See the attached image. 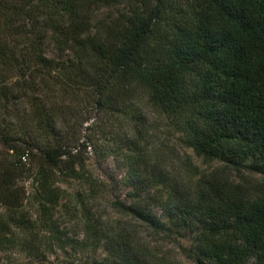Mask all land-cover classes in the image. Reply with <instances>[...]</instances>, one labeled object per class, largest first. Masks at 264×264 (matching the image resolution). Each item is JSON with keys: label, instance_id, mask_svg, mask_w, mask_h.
<instances>
[{"label": "trees", "instance_id": "trees-1", "mask_svg": "<svg viewBox=\"0 0 264 264\" xmlns=\"http://www.w3.org/2000/svg\"><path fill=\"white\" fill-rule=\"evenodd\" d=\"M121 1L0 0V110L10 113L28 85H40L56 67L67 79L86 64L98 108H111L123 93L141 89L175 119L187 147L218 164L200 174L179 158L186 166L170 168L135 133L110 152L117 164H127L132 190L130 201H116V207L173 246L180 230L193 233L197 264H264V0H194L158 41L162 0H142L144 8L125 21L92 31L90 11ZM48 37L65 59L48 57ZM41 110H34L38 125L56 136L39 149L46 167L38 171L34 195L46 215L48 203L60 199L59 169L74 177L80 164L74 130L59 135L62 127L50 109ZM9 138L0 127V145L20 154L16 159L0 149V264H59L49 254L58 258L54 252L68 247L91 252L81 264H167L133 223L86 225L80 239L52 242L35 235L41 216H26L18 185L22 157L31 149ZM51 220L37 223L51 229ZM101 246L107 255L100 259L93 255ZM15 248L27 259L14 257Z\"/></svg>", "mask_w": 264, "mask_h": 264}, {"label": "rangeland", "instance_id": "rangeland-1", "mask_svg": "<svg viewBox=\"0 0 264 264\" xmlns=\"http://www.w3.org/2000/svg\"><path fill=\"white\" fill-rule=\"evenodd\" d=\"M156 1L151 0V5ZM193 1L162 0L163 10L154 33L157 41L166 38L165 34L173 25V19L179 17L181 10L188 9ZM141 8H144L142 0H122L115 4L94 7L89 13V26L92 31L95 28L105 30L117 20L125 21L134 9ZM46 44L48 57L59 61L65 59L58 53L50 37ZM30 64L35 65L34 62ZM48 72L43 82L39 80L41 76L34 77L38 79L35 82H41L40 85L28 83L30 91L22 96L21 102L15 104L10 113L0 110V127L4 128V133L10 137V143L31 149V153L26 149V158L22 157L24 165L19 167L24 172L18 177V185L24 188L26 216H41L37 219L38 223L47 217L52 219L51 229L36 222L35 235L38 233V237L44 241L50 237L52 242L58 237L80 239L84 236L86 225L96 226L99 222L105 227H125L133 223L137 226L138 234L141 232L151 244L153 254L164 257L167 264H197L191 249L196 240L193 233L180 230L182 236L177 238V246H173L163 235L154 234L145 225L122 214L116 207V201H130L132 190L128 182L127 164H117L110 152L115 146L119 147L120 143L135 137L136 133V137L145 142L151 156L155 155L158 159L161 156L162 163L170 168L177 166L183 169L186 165L180 163L186 160L188 163L191 161L193 170L202 174L212 170L218 162L205 159L187 147L176 132L175 119L162 108L151 104L141 89L123 93L111 108H98L95 104L96 95L88 83L89 70L86 64L74 67L67 79L60 78L62 72L58 67ZM65 80L68 81L67 89L63 85ZM19 82L15 87L21 84V80ZM46 108L50 109L54 121L62 127L63 132L59 135L66 137L69 136L70 130H74L76 148L73 153L77 154L80 166L74 177L64 174L65 167L59 169L61 173L57 174L56 183L60 187V199L57 203H48L47 214L42 215L38 209V199L34 195L38 171L46 167L39 149L44 144L53 142L56 136L47 134L40 128L34 110L42 109L41 111L47 112ZM0 149L5 153H14L16 159L20 157L19 153L8 149L7 146L0 145ZM179 158L182 159L180 163ZM176 169L174 171H177ZM245 173L260 178L259 174H249L248 169ZM18 250L19 248L13 250L14 257L24 258ZM54 253L58 258L49 254V259L51 262L58 261L59 264H81V261L91 254L90 251L78 252L69 247L66 252ZM106 255V249L101 246L93 256L101 259Z\"/></svg>", "mask_w": 264, "mask_h": 264}]
</instances>
